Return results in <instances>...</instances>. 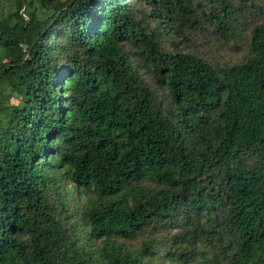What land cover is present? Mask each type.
I'll use <instances>...</instances> for the list:
<instances>
[{"label": "trees", "instance_id": "trees-1", "mask_svg": "<svg viewBox=\"0 0 264 264\" xmlns=\"http://www.w3.org/2000/svg\"><path fill=\"white\" fill-rule=\"evenodd\" d=\"M0 264H264V0H0Z\"/></svg>", "mask_w": 264, "mask_h": 264}, {"label": "rangeland", "instance_id": "rangeland-1", "mask_svg": "<svg viewBox=\"0 0 264 264\" xmlns=\"http://www.w3.org/2000/svg\"><path fill=\"white\" fill-rule=\"evenodd\" d=\"M149 19L150 18L148 17H143V20L147 21L149 25L153 27V24ZM256 19H259L257 15L256 16L252 15L247 19V27H246L247 32L251 30L253 22ZM170 25L171 23L168 22L167 26ZM170 38H172V43L165 40L166 42L163 45L165 50L172 52L177 49L182 52H191L197 54L198 56L204 59H207L210 63L220 64L221 66L224 64H230L237 61L241 57L243 52L242 46L240 47L238 43H235L231 39L227 45L228 47L221 50H216L210 44L205 42V40L202 37L197 38L193 35H190V33H187L185 37L181 36V34L178 35L171 34ZM132 53H134V50H132ZM131 59L135 65L138 64L139 65L138 67L139 68L141 67L142 70L141 72L143 74L144 79L150 82L151 81L150 68L144 65L143 60L140 58V56H136L135 54H132Z\"/></svg>", "mask_w": 264, "mask_h": 264}]
</instances>
